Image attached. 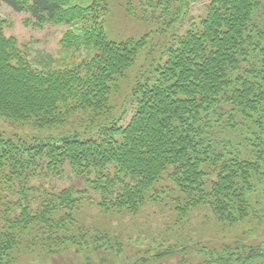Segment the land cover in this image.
I'll return each mask as SVG.
<instances>
[{"label":"trees","instance_id":"1","mask_svg":"<svg viewBox=\"0 0 264 264\" xmlns=\"http://www.w3.org/2000/svg\"><path fill=\"white\" fill-rule=\"evenodd\" d=\"M2 3L28 13L26 26L71 25L60 47L92 53L71 66L36 69L17 39L6 36L8 22L0 17V118L33 131L17 138L0 133V264H13L14 252H30L23 241L47 254L54 252L49 244L57 243V251L64 246L103 251L102 262L112 253L119 257L122 241L77 222L88 190L99 195L97 206L105 214H135L148 198L155 202L165 194L155 187L168 180L182 198L171 201L179 218L201 205L210 208L216 223L228 226L256 217L261 205L256 193L264 195V29L256 22L263 0H208L203 15L190 20L150 77L131 88L129 121L119 124L121 114L104 127L99 120L113 110L117 81L126 77L146 37L108 40L103 0L85 7L72 0ZM71 120H81L83 127L90 123L83 138L65 129ZM225 126L240 128L236 147L214 139V129ZM96 127L103 134L92 135ZM248 147L255 152L249 154ZM67 172L83 188L39 194L30 184L42 174ZM169 248L152 262L188 247ZM193 253L201 258L197 264L264 262V240L209 250L197 244ZM149 262L140 258L131 264Z\"/></svg>","mask_w":264,"mask_h":264},{"label":"rangeland","instance_id":"2","mask_svg":"<svg viewBox=\"0 0 264 264\" xmlns=\"http://www.w3.org/2000/svg\"><path fill=\"white\" fill-rule=\"evenodd\" d=\"M207 1L103 0L106 5L104 27L108 40L124 42L146 37V44L127 70L126 77L117 81L120 90L112 94L110 98L113 110L110 115L104 114V117L99 120L103 123V127L112 121L113 116L124 115L119 124L125 125L129 121L133 112L131 103L129 105L131 88L137 82L144 83L150 77V72L160 56L175 45L177 38L188 28L190 20H196V17L203 15ZM91 2L92 0H72L71 5L85 7ZM0 17L8 22L5 26L6 36L17 39L18 47L36 69L71 66L80 63L92 53L91 49L75 52L60 47L59 41L64 32L71 27L69 24L60 26L47 24L42 29H35L24 24V20L29 18L28 13H17L4 3L0 4ZM256 22L260 28L264 29V5L256 16ZM77 121L71 120L69 127L65 129L70 133L78 132L80 138H83V132L90 123L87 122V127H83ZM99 127L90 133L94 136L103 134L104 130H100ZM62 129H56L55 133L60 131L63 134ZM29 132L33 134L29 127L22 128L0 118V133L7 138L23 137ZM213 132L217 133L214 139H217L221 145L230 144L236 147L241 141L240 128L229 129L225 126L223 129L215 128ZM243 148L246 147L243 146ZM254 152L252 147H248L249 154ZM30 184L39 188V194H43L57 192L71 185L83 188L84 182L77 181L71 173L67 172L58 177L42 174L34 178ZM156 185V192L160 194L162 190H165V194H161L159 200L155 202L148 198L146 204L135 214L119 213L120 215H117L112 212L105 214L97 206L99 195L88 190V196H83L78 210V224L86 230L92 227L106 230L107 234L117 238L116 241H122V253L119 257L112 253L105 262H102L106 257L103 251L88 253L77 250L76 246H64L57 251L56 248L59 247L57 243L49 244L54 252L47 254V251L31 247L28 241H23L24 247H27L30 252H14L13 264H131L140 258L149 259L151 264H197L201 259L193 253L197 244L204 245L205 249L209 250L220 249L227 245L233 246L237 242L249 246L257 245L264 240V195L256 193L261 201H259L261 205L256 211V217L253 216L234 226H228L216 223L207 205L198 206L192 209L187 217L179 218L171 202L172 197L182 199L178 191L168 180H161ZM183 246L188 247L185 252H177L173 256L152 262L153 256L157 253L170 249L169 247L179 249ZM251 264H264V262L255 259Z\"/></svg>","mask_w":264,"mask_h":264}]
</instances>
